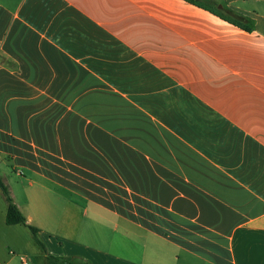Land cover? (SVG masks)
<instances>
[{
    "label": "crops",
    "instance_id": "obj_1",
    "mask_svg": "<svg viewBox=\"0 0 264 264\" xmlns=\"http://www.w3.org/2000/svg\"><path fill=\"white\" fill-rule=\"evenodd\" d=\"M213 1L250 31L186 0L0 1V155L20 179L1 177L53 255L264 264V0ZM114 61L180 85L198 163L130 164L92 131L82 110ZM7 208L0 189V264H31Z\"/></svg>",
    "mask_w": 264,
    "mask_h": 264
},
{
    "label": "rangeland",
    "instance_id": "obj_2",
    "mask_svg": "<svg viewBox=\"0 0 264 264\" xmlns=\"http://www.w3.org/2000/svg\"><path fill=\"white\" fill-rule=\"evenodd\" d=\"M203 1L214 7L218 3ZM220 9L224 14L228 13L224 6ZM113 71L111 76L97 77L95 102H87L86 109L82 110V116L96 122L88 124L92 131L112 132L114 154L128 148L130 164H135L137 158L143 159L146 164L175 162L180 168L186 162L198 163L199 156L186 155L185 93L180 90V85L162 76L137 75L136 69L123 66L120 61H114ZM193 127L199 129L200 125L194 124ZM9 143V150H16V141ZM137 151L144 154L132 155ZM0 159L6 160L0 161V175L15 184L20 178L13 170L14 162L8 156L0 155ZM23 169L21 166L16 168L19 172ZM26 233L31 244L28 259L31 264H38V257H43V253L31 231L26 230Z\"/></svg>",
    "mask_w": 264,
    "mask_h": 264
},
{
    "label": "trees",
    "instance_id": "obj_3",
    "mask_svg": "<svg viewBox=\"0 0 264 264\" xmlns=\"http://www.w3.org/2000/svg\"><path fill=\"white\" fill-rule=\"evenodd\" d=\"M186 1L202 9L209 11L210 13L220 17L221 19L231 24H234L236 26H239L240 28L250 31L249 27L243 25L238 20H235L232 17H229L228 15L224 14L223 11L219 8L218 3L214 7V6L206 5V3L203 0H186ZM0 189L2 193L4 194L7 204H8L7 214H6L7 224L8 225L23 224L30 229L36 244L39 246L41 252L43 253L45 257L46 264H77L76 260L70 256H57L49 252L46 244L42 241V239L39 236V229L28 223L27 218L20 211L19 207L14 202V199L12 198L10 194V190L8 186L6 185V183L3 181L1 175H0Z\"/></svg>",
    "mask_w": 264,
    "mask_h": 264
},
{
    "label": "water",
    "instance_id": "obj_4",
    "mask_svg": "<svg viewBox=\"0 0 264 264\" xmlns=\"http://www.w3.org/2000/svg\"><path fill=\"white\" fill-rule=\"evenodd\" d=\"M222 6L220 5L219 8H221Z\"/></svg>",
    "mask_w": 264,
    "mask_h": 264
},
{
    "label": "built area",
    "instance_id": "obj_5",
    "mask_svg": "<svg viewBox=\"0 0 264 264\" xmlns=\"http://www.w3.org/2000/svg\"><path fill=\"white\" fill-rule=\"evenodd\" d=\"M27 263V262H26Z\"/></svg>",
    "mask_w": 264,
    "mask_h": 264
}]
</instances>
